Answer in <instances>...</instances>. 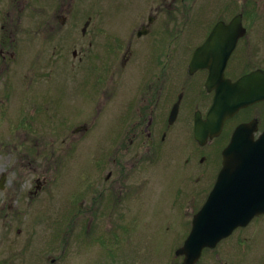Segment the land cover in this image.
<instances>
[{
	"label": "flooded vegetation",
	"instance_id": "flooded-vegetation-1",
	"mask_svg": "<svg viewBox=\"0 0 264 264\" xmlns=\"http://www.w3.org/2000/svg\"><path fill=\"white\" fill-rule=\"evenodd\" d=\"M75 1L93 3L94 9L81 13L88 25L86 21L82 26L66 25ZM175 1L178 18L176 25H171L169 2ZM64 2L67 11L59 22L61 30L66 29L62 37L69 49L47 44L51 47L44 50L42 60L50 58L54 63L49 73L36 72L30 78L17 75L16 82H3L0 91V264H59L68 250L80 247L73 244L80 239L83 246L76 253L84 252L91 225L135 222L144 193L151 187L159 189L170 171L175 173L173 168L184 174L180 181L185 188L194 179V170L188 166L204 163L209 157L210 176L216 180L222 151L234 129L250 121L256 124L255 136L264 129L261 100L239 109L220 125L215 116L211 136L203 143L195 139L198 121L207 117L223 85L227 88V83L251 73L264 74V0ZM110 3L114 6L112 14L107 15ZM92 17H98L97 24L89 25ZM109 18H113V25H106ZM26 29L21 32L26 34ZM47 31L46 27L40 30ZM0 34V64L6 65L5 26L0 27ZM75 37L82 39V46L76 40L69 45ZM61 65L65 67L66 83L73 82L74 94H79L84 103L83 97L88 98V104L82 107L76 105L79 99L65 98L70 105L68 113L62 107L63 91L53 82ZM210 79L216 83L208 84ZM42 82L43 92L50 94H41ZM20 85L23 90L33 89L28 90L26 110L18 107L13 112L11 98L17 99ZM82 86L85 91H81ZM13 87L14 95L10 93ZM48 104L53 112L49 120L52 134L62 133L72 119L83 120L73 124L66 139L61 140V145L67 140L69 148L62 153L65 157L60 158L58 150L51 149L46 162L50 167L39 164V170L36 164L42 143L36 132ZM256 108L259 110L255 112ZM91 131L94 134L90 138ZM89 142L100 146L99 154L84 152ZM208 145L213 150H205ZM76 158L81 161L78 165ZM61 167L69 175L66 200L61 203L71 211L68 218H56L54 210ZM76 183L80 184L78 188L74 187ZM195 202L196 194L180 204L187 210L194 208ZM258 218H264V214L246 226ZM248 254L240 251L224 264H264V252Z\"/></svg>",
	"mask_w": 264,
	"mask_h": 264
},
{
	"label": "rangeland",
	"instance_id": "rangeland-1",
	"mask_svg": "<svg viewBox=\"0 0 264 264\" xmlns=\"http://www.w3.org/2000/svg\"><path fill=\"white\" fill-rule=\"evenodd\" d=\"M59 1L60 3L58 4ZM84 2H72L73 5L69 13L67 26L73 24L82 26L84 24L86 18H82L81 13L86 9H94L93 3ZM169 4L171 7L170 10L172 11L170 14H173L172 18H169V24L176 25L179 7L178 2H169ZM65 6L66 2H64V0L0 1V27L5 26V30L8 32V34L5 35L6 47L4 50L7 52V61H5L6 65L5 63H3V65L0 64V91L3 82L13 79L16 82L17 77L15 76L17 75H24L26 78H30L36 72L45 73V75L48 74L51 70L50 68H53L54 63L51 62L50 58H45V61L42 60V55H44L43 52L47 47L52 46L53 48H59L62 46V48H66V50L69 49L62 37L66 29L64 28L61 30V24L59 22L63 14H66L67 9ZM100 6L103 5L100 4ZM113 6L114 3H110V6L106 8L107 15L112 14ZM106 20V25H113V18L105 19V22ZM98 21V17H92L89 25L97 24ZM85 25H88V20L85 22ZM45 27L49 30L47 31L48 33H41L40 30ZM26 28L31 29V33L27 31ZM51 28L52 31L50 30ZM24 29H26V34L21 32ZM68 29L69 28H67V31ZM1 38L2 34H0V43ZM76 38L78 37H75V39L69 42L70 46L75 40L79 46H82V39ZM77 48L80 49V47ZM49 53L50 52H48L47 55H49ZM39 55L41 56V61ZM64 68V65L59 67V71L54 76L53 82L63 91L62 96L64 97V101L62 107L63 110L68 113L70 105L65 101V98L69 99L74 97V101L79 99L80 103L76 105L80 107L88 104V98L83 97L87 102L84 103L83 99L81 101L79 94H74L73 82L66 83L67 76L64 75V71H62ZM36 82H34V84L37 86ZM20 88L23 94H21ZM15 89L16 87L11 88L10 93H12V95H14ZM26 89L27 88L24 87L23 90V86L20 85V93L17 90L19 94V96L16 97L17 99L11 98V108H13V112L19 109H25V105H28V103H25V99L29 93L28 90H32L33 88ZM39 89L43 95L50 94V92H43L45 90L44 82L39 85ZM60 89H56V91ZM81 91H85L84 86H82ZM1 95L2 94H0V96ZM98 102L100 101L98 100ZM73 103L70 102V104ZM13 106L16 107V109ZM96 106L97 104L95 107ZM18 107L19 109L17 110ZM256 110L259 109H254L255 112ZM52 114L53 112L50 109V104H48V109L43 111L40 115V124L38 125V132H36V137L40 136L41 139L39 138V140L42 143L41 155L36 164L39 170H41L39 164L44 165L45 168L46 166L50 167L46 162L50 160V156L48 155L51 149H57L60 158L65 157V154L62 153L67 152L69 148H67L68 145L66 146L67 140H65L63 145L60 144L61 140L66 139V134L70 133V128L73 124L83 120V118H77L75 120H70L72 122L67 121L66 123H70L65 126V128H67L66 130L59 134H52L49 132L52 126L49 124L50 115ZM58 118L60 119V117ZM262 118L264 120L263 115ZM91 132L89 134L90 138L92 134H94L93 131ZM94 137L95 135H93V138ZM74 138H77V136H74ZM51 142H55L56 145H51ZM83 148L84 152L88 155L99 154L100 152V146L94 142L87 143ZM209 148L213 150L211 145L204 147L205 150ZM208 160L209 157H207L204 163L202 162L199 165L192 163V165L188 166H192V170H194L191 172V177L194 179L192 183H187L185 188L184 184L180 181V177L184 178V174L180 173L179 168H173L175 173L170 171L168 179L166 181L165 179L161 181L160 186H158L159 189L153 190V187L148 188L143 195V201L137 206L135 222L131 224L125 222L120 226L104 225L102 223L96 226L91 225L89 240L84 252L80 254L76 253L79 251L80 247L83 246V239H80L73 243L80 247L68 250L62 256L59 264H180L182 257L174 256V251L182 245L190 230V220L192 216L205 201L215 180L213 176H210L212 165L209 164L212 163H210L211 160ZM80 163V158H76L75 164L78 165ZM193 166L197 169L195 170ZM128 169L127 167V170ZM65 170L64 167H61L57 174L55 189L57 192L56 200L58 204L54 208L56 211V218L71 217V215H69L71 212L69 208L67 209L66 207L65 209V205L61 204L66 200V180L69 179V175H67ZM195 172L197 174L196 177V174L194 175ZM51 174L54 176L53 173ZM45 175H48V173ZM79 185L80 184L76 183L74 187L78 188ZM194 194H196V202L195 205L193 204V207L195 209L196 207H200L195 211H193L194 208H187L186 210L180 202L183 201V203H185L189 201ZM127 213H129V211ZM114 234H116L115 239ZM58 236H61L59 232ZM57 241L59 244L61 243L60 237ZM206 249H204L206 251L203 250L204 253L200 256L201 258L197 264H224V262L232 261L230 258L233 254L236 255L240 251H247L250 255H258L257 252L259 251L264 252V218H258L245 228L234 231L213 249ZM58 253H60V250H58Z\"/></svg>",
	"mask_w": 264,
	"mask_h": 264
},
{
	"label": "water",
	"instance_id": "water-1",
	"mask_svg": "<svg viewBox=\"0 0 264 264\" xmlns=\"http://www.w3.org/2000/svg\"><path fill=\"white\" fill-rule=\"evenodd\" d=\"M196 58L195 54L193 63ZM215 83L212 79L208 81L210 85ZM218 92L206 119L196 125L195 138L199 143L213 133L214 118L220 125L239 109L264 100V74L243 76L227 83V88L223 85ZM255 131L254 121L241 123L234 129L222 151L215 183L194 214L183 244L175 251L176 256H183L181 264H195L204 248H214L236 228L245 227L252 218L264 214V130L257 137Z\"/></svg>",
	"mask_w": 264,
	"mask_h": 264
}]
</instances>
